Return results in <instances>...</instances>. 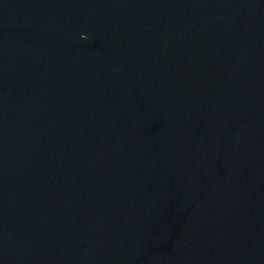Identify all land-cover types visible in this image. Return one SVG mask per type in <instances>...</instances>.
<instances>
[{"label": "water", "instance_id": "95a60500", "mask_svg": "<svg viewBox=\"0 0 264 264\" xmlns=\"http://www.w3.org/2000/svg\"><path fill=\"white\" fill-rule=\"evenodd\" d=\"M0 264H264V0H0Z\"/></svg>", "mask_w": 264, "mask_h": 264}]
</instances>
